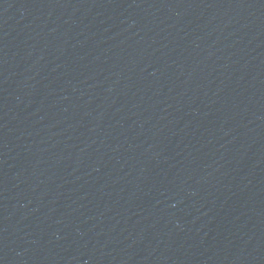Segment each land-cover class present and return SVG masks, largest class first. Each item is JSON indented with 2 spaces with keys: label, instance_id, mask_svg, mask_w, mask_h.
<instances>
[{
  "label": "water",
  "instance_id": "obj_1",
  "mask_svg": "<svg viewBox=\"0 0 264 264\" xmlns=\"http://www.w3.org/2000/svg\"><path fill=\"white\" fill-rule=\"evenodd\" d=\"M0 264H264V0H0Z\"/></svg>",
  "mask_w": 264,
  "mask_h": 264
}]
</instances>
